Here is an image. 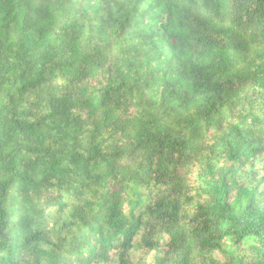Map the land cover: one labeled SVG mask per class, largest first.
I'll use <instances>...</instances> for the list:
<instances>
[{
  "label": "trees",
  "instance_id": "trees-1",
  "mask_svg": "<svg viewBox=\"0 0 264 264\" xmlns=\"http://www.w3.org/2000/svg\"><path fill=\"white\" fill-rule=\"evenodd\" d=\"M0 264H264V0H0Z\"/></svg>",
  "mask_w": 264,
  "mask_h": 264
}]
</instances>
